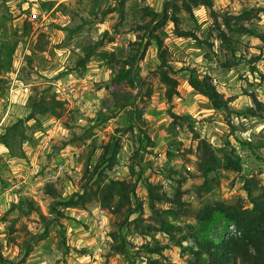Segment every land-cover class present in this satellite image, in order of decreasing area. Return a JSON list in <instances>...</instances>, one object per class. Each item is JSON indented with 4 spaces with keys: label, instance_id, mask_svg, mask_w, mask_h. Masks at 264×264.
I'll list each match as a JSON object with an SVG mask.
<instances>
[{
    "label": "rangeland",
    "instance_id": "374dc122",
    "mask_svg": "<svg viewBox=\"0 0 264 264\" xmlns=\"http://www.w3.org/2000/svg\"><path fill=\"white\" fill-rule=\"evenodd\" d=\"M166 1L124 0L120 14L119 0H0V133L28 116L34 100L54 97L63 104L60 118L37 114L36 121L26 123L30 141L23 144L25 158H10L0 145V255L5 260L0 264H131L111 249V234L123 222L124 211L112 213L91 201L65 210L66 217L57 222L50 211L53 199L44 192L48 183L62 198L80 192L112 136L119 139V160L105 170V179L135 180L130 166L138 143L135 133L126 129L130 107L116 111L114 118L95 121L115 110L112 92L133 96L142 114L138 125L152 143L141 161L148 167L136 188L144 212L140 222L128 224L122 233L132 244L129 256L135 264L196 261L187 250L192 242L182 241L185 249L177 244L191 219L176 222L183 232L161 231L160 220L147 206L143 180L161 186L168 197L180 187L182 201L192 212L213 202L250 208L245 179H255L264 189V117L246 112L253 108L249 95L264 103V0H214L212 10L195 8L194 18L178 13L179 28L196 39L177 37L171 22L156 31L160 36L164 31L168 62L178 70L171 74L178 82L171 102L159 79L156 46L150 43L144 49V30L137 29L150 20L147 11L160 13ZM225 20L245 30L231 32ZM218 26L227 34L229 41L223 44L228 49L217 37ZM135 53L139 85L125 88L114 76ZM81 60H86L82 66ZM227 60L235 65L225 71L219 64ZM183 67L209 75L229 100V110L215 111L191 89L187 74L179 71ZM170 111L182 116L175 126ZM198 139L206 140L220 159L234 148L242 171L221 168L206 178L199 169ZM59 164L65 166L60 169ZM31 201L36 211H30ZM170 206L163 202L156 207ZM230 226L225 238L236 236ZM155 244L164 246L161 254L141 249Z\"/></svg>",
    "mask_w": 264,
    "mask_h": 264
},
{
    "label": "trees",
    "instance_id": "16d2710c",
    "mask_svg": "<svg viewBox=\"0 0 264 264\" xmlns=\"http://www.w3.org/2000/svg\"><path fill=\"white\" fill-rule=\"evenodd\" d=\"M124 0H119L120 14H123ZM214 0H167L160 13L147 11L146 15L151 18L143 25H138L137 29L144 30L143 40L145 49L150 43H154L157 49V58L159 60V79L165 86V96L168 102L177 95L178 82L171 74H175L178 70L168 62V50L164 46V31L161 29L162 36L156 31L167 22H171L174 28V34L181 37H194V34L179 28L180 18L178 13L184 12L194 18L193 10L197 7H205L212 10ZM245 15L247 11L243 12ZM157 24L152 27V23ZM226 28L231 32L245 30L244 26H232L231 22L225 20ZM78 29V28H76ZM77 31V30H75ZM217 37L223 44L228 42L227 34L218 26L216 28ZM226 49L228 44H223ZM212 46V45H209ZM264 54V53H263ZM208 61L212 58L205 56ZM137 53L131 58L125 60L124 65L120 67L115 74L116 83L124 81L125 88L135 89L139 85V75L137 74ZM86 60H81L80 65H84ZM216 62H218L216 60ZM235 64L233 61L220 62L219 67L222 70H230ZM188 76V84L194 91L204 96L210 102L211 107L217 112L229 110V100L225 99L219 93L212 82L209 75L199 76L195 69L191 67H183L179 70ZM123 94L112 92L115 110L111 116L101 115L96 118V122L100 123L115 117V112L130 107L127 128L135 133L138 147L133 152L132 165L130 171L135 177L134 181L125 180H106L104 173L106 169H111L119 160L120 143L116 136H112L106 144L101 148V153L92 166L87 183L83 185L80 192H74L67 198H62L58 194L54 184L48 183L44 186V192L52 197L53 201L50 205V211L53 219L57 222L60 218H65V210L70 208L84 207L91 201H96L102 209L119 214L124 211V220L118 225V229L111 234L114 243L111 249L114 253L120 254L131 263L135 264L130 257V248L132 244L126 241L123 235V228L128 224H137L141 221L144 212L143 202L137 195V184L143 178V172L146 166L141 165L144 153L150 152L148 148L151 141L142 126L138 125L141 121V112L135 108V99L130 93ZM253 104V108H248L246 112L252 117H264V103L260 102L254 94L248 96ZM63 104L54 97L47 100L42 98L34 100L30 105V114L24 118L15 120L12 124L3 128L0 133V145H2L9 154L10 158H25L23 144L30 141L28 130L30 126L26 125L29 120L36 121V115L49 113L56 118H60ZM173 118L172 126L182 116L170 111ZM185 117V116H184ZM190 119L189 116H187ZM135 131V132H134ZM197 138H199L197 136ZM18 139V143L15 142ZM243 145L251 147L250 143ZM197 151H199L198 164L202 174L208 178L209 173L218 169L227 171H242V160L235 149L231 148L223 159L215 155L214 149L206 140L198 139ZM151 167V166H150ZM89 166L86 167V173L89 172ZM135 170L138 172L135 173ZM94 179V180H93ZM93 183L90 184V181ZM183 180H178L179 185ZM3 184V183H1ZM4 185V184H3ZM145 192L147 194V206L153 214H156L161 223V231L169 233L172 231L183 232L184 228L177 225L176 222L181 218H189L192 222L186 223V233L177 241L178 245L184 246L182 241L192 242L191 246H187V250L194 256L196 260L193 264H264V189L259 187L255 179H245L243 189L246 193L250 208L243 209L241 205H228L223 202H213L206 204L200 209L192 212L188 205L182 201L183 192L177 187L171 197H168L161 190V186L153 184L148 180H143ZM204 188L206 187L203 186ZM170 203V208L166 210L158 209L159 203ZM30 211H36L34 203L29 202ZM41 215V214H40ZM44 219V216L41 215ZM225 225V226H224ZM229 225H234L237 235L234 237H224L223 233ZM185 227V226H184ZM172 241L176 242L175 236L172 234ZM63 237V236H62ZM65 245L64 239H62ZM164 246L155 244L154 246L143 245L141 249L151 254H161ZM0 260L2 257L0 255Z\"/></svg>",
    "mask_w": 264,
    "mask_h": 264
},
{
    "label": "built area",
    "instance_id": "2783aa9c",
    "mask_svg": "<svg viewBox=\"0 0 264 264\" xmlns=\"http://www.w3.org/2000/svg\"><path fill=\"white\" fill-rule=\"evenodd\" d=\"M58 91H60V90H58ZM66 161H64V163H65ZM63 166H65V164H59V168L60 169H62L63 168ZM230 229H232V232H235L236 233V235H237V232H236V229L234 228V226L232 225V226H230L229 227Z\"/></svg>",
    "mask_w": 264,
    "mask_h": 264
},
{
    "label": "crops",
    "instance_id": "0c3cea01",
    "mask_svg": "<svg viewBox=\"0 0 264 264\" xmlns=\"http://www.w3.org/2000/svg\"><path fill=\"white\" fill-rule=\"evenodd\" d=\"M15 162V161H14Z\"/></svg>",
    "mask_w": 264,
    "mask_h": 264
}]
</instances>
